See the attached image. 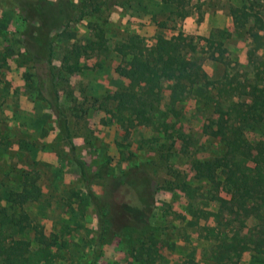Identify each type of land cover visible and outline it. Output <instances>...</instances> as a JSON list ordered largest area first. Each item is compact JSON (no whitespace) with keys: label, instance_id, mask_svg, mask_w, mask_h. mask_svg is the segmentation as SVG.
Listing matches in <instances>:
<instances>
[{"label":"rangeland","instance_id":"rangeland-1","mask_svg":"<svg viewBox=\"0 0 264 264\" xmlns=\"http://www.w3.org/2000/svg\"><path fill=\"white\" fill-rule=\"evenodd\" d=\"M80 1L0 0V209L19 212L8 202L9 195L23 188H36L37 197L34 194L35 199L25 203L22 211L41 227L48 241L55 243L46 264H90L98 231L97 207L87 197L55 117L39 95L44 81L39 80L40 71L35 70L31 55L22 45V32L29 22L23 21L21 3L38 2L48 11V4L51 8L64 4L71 16L52 34V66L61 65L73 44H89L97 30L102 31L108 47L81 57L82 71L67 77L66 82L56 80L77 155L91 173L102 164L107 165L111 177L136 168L145 172L157 188L148 226L137 229L127 224L103 245L97 264H136L133 258L140 248L155 250L154 264L163 263L160 250L170 240L169 225L186 217L178 212V206L174 210L172 205H155L163 191L176 190L175 200H187L185 211L191 220L203 223L198 229L200 235L212 240V253L224 246L223 240L228 241L235 230L248 237V229L258 223L257 214L244 218L242 227L237 215L225 212L216 218L214 214L222 201L230 198L228 187L220 173L213 183L199 178L195 163L223 154L220 137L213 134L220 121L239 127L249 143L264 152V120L254 122L244 111V105L251 101L252 86L264 91V30H258L260 23L254 24L250 18L244 27L236 29L231 12L224 16L231 17L232 26L212 29L205 38L182 32V24L194 15L198 0H183L184 10L189 11L183 19L175 11L159 8L160 32L152 30L142 37L147 39L145 45L155 44L152 37L156 40L158 35L181 33L194 47L189 57L197 59L201 66L205 64L211 75L183 94L178 93L173 77L167 75L160 113L153 126L147 127L134 122L128 113L117 112L109 98L130 82L142 84L148 73L141 59L122 58L112 50L118 41L134 34L131 29L135 22L125 19L133 0H117L116 6L110 10L102 7L98 13L90 12L91 7L81 9ZM145 1L152 4V0ZM244 5L264 23V0H244ZM118 7L123 9V19L113 13ZM145 11H149L147 6ZM81 14L87 16L79 18ZM197 17L200 20V13ZM173 31L176 33L171 34ZM254 35H259L260 46ZM118 66L129 71L128 78L116 73ZM104 185L101 179L92 183L101 204L107 203ZM103 210L109 211L108 205H103ZM252 234L254 245L264 247V240H257L256 232ZM33 237L34 231H28L24 238L33 241ZM151 242L155 243L152 247ZM226 264L241 263L230 254Z\"/></svg>","mask_w":264,"mask_h":264},{"label":"trees","instance_id":"trees-1","mask_svg":"<svg viewBox=\"0 0 264 264\" xmlns=\"http://www.w3.org/2000/svg\"><path fill=\"white\" fill-rule=\"evenodd\" d=\"M161 1L174 4L177 8L174 14L177 17L183 19L189 15V11L184 10L183 0ZM116 5L117 0L80 1V8L91 7L92 13H98L102 7L104 10H110ZM48 7L51 11L44 9L38 2L21 3L20 10L25 14L23 21L29 22L22 32V45L31 55L35 70L40 71L39 80L44 81L39 95L55 117L58 133L69 150L72 162L78 168L87 197L97 207L98 231L90 261V264H97L102 256L103 245L109 243L127 224L137 229L148 226L157 188L145 172L136 168L111 177L107 165L102 164L91 173L87 170L85 162L77 155L68 117L59 102L56 80L66 82L67 77L82 71L79 64L81 57H86L88 52L106 51L108 47L102 38V31L97 30L89 44H73L68 55L63 57L61 65L58 68L52 66L50 60L54 37L52 34L60 30L63 20L69 21L71 13L64 4H57L53 8L48 4L46 8ZM250 11L251 9L244 5L232 12L234 28L244 27L249 19L253 18L254 24L260 23L258 30L263 31L264 23L256 13ZM84 16L87 15L81 14L79 18ZM258 36L254 35V39L260 46L257 43V39L260 38ZM186 40L187 36L181 33L170 37L158 35L155 44L147 46L141 36L132 34L113 46L112 50L122 58L130 56L134 61L141 59L148 70L142 84L130 82L128 86L109 97L115 103L117 112H126L134 122L151 127L160 113L163 84L167 75L173 77L179 94L185 93L207 78L201 63L189 57L194 53V47ZM115 71L124 78L130 75L127 69L120 66L116 67ZM249 96L251 101L244 105V111L254 122L263 121L264 91L252 86ZM213 134L220 137L223 154L210 160L197 161L195 171L199 178L211 183L215 182L220 173L228 187L230 198L222 201L219 211L214 216L219 218L225 212L237 215L241 227L244 218L257 214L258 219L257 225L248 229V237L235 230L228 241L223 240L226 243L221 248L228 256L232 254L236 260H239L241 254L246 251L264 254V247H256L255 237L252 239L254 236L252 233L256 232V239L264 240V152L259 146L249 143L242 130L235 125L226 126L220 121ZM95 179L105 182L107 203L102 204L108 205L109 211L103 210V205L92 190ZM34 194L37 197L36 188L34 190L23 188L22 191L9 195L8 202L11 207L19 208V212L8 213L7 209H0V264H46L52 258L51 248L55 243L48 241L41 227L32 223L28 215L22 211L25 203L35 199ZM28 231H34L33 241L24 238ZM35 244L37 248L34 247ZM152 245L155 243L151 242V247ZM154 257L155 250L140 248L133 260L136 264H154L156 260ZM33 258L35 261H32Z\"/></svg>","mask_w":264,"mask_h":264},{"label":"crops","instance_id":"crops-1","mask_svg":"<svg viewBox=\"0 0 264 264\" xmlns=\"http://www.w3.org/2000/svg\"><path fill=\"white\" fill-rule=\"evenodd\" d=\"M199 5L193 9L192 17H188L182 24V32L185 31L188 34H198L203 37H209L212 29H228L231 25V17L225 18L224 15L230 14L233 11L239 10L244 0H198ZM263 1V0H262ZM152 4H149L145 0H133L131 7L125 14V19L134 21L132 31L141 37L146 38L152 30L154 32H160L158 23L160 22L158 9L164 8V11L173 12L176 11V6L171 3H164L161 0H152ZM226 3L227 6H226ZM145 6L149 8V11H145ZM156 9V10H155ZM118 10V11H117ZM114 14L118 19L122 18L121 11L123 9H117ZM200 13V20L197 15ZM151 18V19H150ZM224 18V22H222ZM124 21V20H123ZM172 32L171 34H175ZM155 42V37L150 38ZM145 41L147 39H144ZM202 69L206 75H211L205 64H202ZM174 191H163L159 200L156 202V206L172 205L174 210L178 209L183 216L179 217V220L173 221L169 225L170 240L160 250L163 256V263L160 264H226L227 258H229L227 252L221 247L214 253L209 245L212 240L200 235L199 226H202L200 219L193 221L189 216L186 209V201L174 199ZM181 201V202H178ZM178 206V207H177ZM182 209L184 211H182ZM209 223V222H207ZM175 225V226H173ZM213 226V224H211ZM175 229V230H173ZM230 255V254H229ZM131 261V260H130ZM241 264H264V254L254 251L243 252L239 259ZM129 264V262L127 263Z\"/></svg>","mask_w":264,"mask_h":264}]
</instances>
